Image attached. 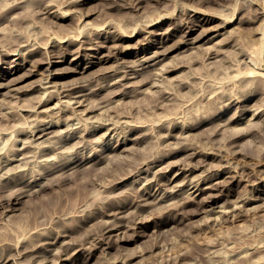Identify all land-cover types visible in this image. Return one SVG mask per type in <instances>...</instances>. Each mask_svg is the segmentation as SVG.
Returning a JSON list of instances; mask_svg holds the SVG:
<instances>
[{"label":"rangeland","instance_id":"obj_1","mask_svg":"<svg viewBox=\"0 0 264 264\" xmlns=\"http://www.w3.org/2000/svg\"><path fill=\"white\" fill-rule=\"evenodd\" d=\"M15 1L0 0V49L9 54L17 50L15 55H0V259L4 258L0 264H264V0H130V4L82 0L71 5H66L68 0H54L59 6L49 8L45 6L52 0ZM44 7L51 14L41 15ZM163 13L165 17L150 23ZM227 17L230 25L219 29ZM208 27L216 30L193 43ZM77 28L85 32L76 36ZM68 29L74 30L73 38H80L59 43L63 35H73ZM179 43V50L153 66L157 69L139 71L137 79L129 72V79L111 85L130 69L126 66L140 70L141 58ZM244 68L247 72L253 68L257 76L262 73L255 78L261 85L254 84ZM138 80L147 82L141 85ZM40 84L55 92L42 106H38L43 97ZM72 94L80 96L81 105L74 103ZM33 109L35 113L28 111ZM58 116L60 124L44 139L35 137L34 144L21 150L27 139L25 133L19 134L21 125L25 129L32 122H54ZM41 140L46 141L38 148ZM67 175L73 177L61 179ZM208 184L202 194L196 190ZM22 187L37 191L23 196ZM82 211L92 216L82 219ZM117 225L121 226L117 232H106ZM32 229L43 233L38 240ZM99 237L101 242L96 241Z\"/></svg>","mask_w":264,"mask_h":264},{"label":"bare ground","instance_id":"obj_2","mask_svg":"<svg viewBox=\"0 0 264 264\" xmlns=\"http://www.w3.org/2000/svg\"><path fill=\"white\" fill-rule=\"evenodd\" d=\"M3 1H5V0H3ZM6 1H9V0H6ZM14 1H15V0H14ZM21 1H22V0H21ZM21 1H20V2H21ZM23 1H24V0H23ZM49 1L51 2V0H49ZM57 1H58V0H57ZM64 1H66V0H64ZM64 1H60V0H59V2H64ZM80 1H82V0H68V2H67L66 5H71V4L75 3V2H77V4H78V3H80ZM97 1H98V0H97ZM109 1H111V0H109ZM112 1H114V3H115V0H112ZM139 1H140V0H139ZM10 2H11V1H10ZM10 2H9V3H10ZM15 2H17V1H15ZM46 2H47V1H46ZM50 2H49V3H50ZM52 2H53V4H51ZM52 2H51L50 4H46L45 7L52 6V5H54V3L56 4V1L52 0ZM59 2H58V3H59ZM85 2H86V1H85ZM116 2H119V1H116ZM121 2H122V1H121ZM124 2L127 3V1H125V0H124ZM128 2H129L128 4H130V0H129ZM135 2L137 3V0H136ZM9 3H7V4L9 5ZM12 3H14V2H12ZM18 3H19V2H18ZM40 3H41V2H40ZM136 3H135V6H134V7H136V5H137ZM14 4H15V3H14ZM60 4H61V3H60ZM80 4H81V3H80ZM112 4H113V3H112ZM122 4H123V3H122ZM38 5H40V4H38ZM63 5H64V3H63ZM75 5H76V4H75ZM113 5H114V4H113ZM113 5H112V6H113ZM119 5H121V3H120ZM138 5H139V4H138ZM156 5H158V4H156ZM9 6H10V5H9ZM19 6H20V5H19ZM21 6H22V5H21ZM43 6H44V4H43ZM54 6L57 7V6H59V5H54ZM117 6H118V5H117ZM126 6H127V4H126ZM143 6H144V5H143ZM45 7H44L43 9L41 8L42 11L45 10ZM68 7H69V6H68ZM128 7L130 8V5L127 6V8H128ZM139 7H141V6H139ZM146 7H147V6H146ZM153 7H156V6H153ZM158 7H159V6H158ZM21 8H22V7H21ZM34 8H35V7H34ZM48 8H49V7H48ZM58 8H59V7H58ZM58 8H57V9H58ZM121 8H122V7H121ZM131 8H132V7H131ZM159 8H160V7H159ZM46 9H47V8H46ZM54 9H55V8H54ZM65 9H66V8H65ZM73 9H74V8H72V10H73ZM105 9H106V8H105ZM125 9H126V8H125ZM137 9H138V7H136V10H137ZM139 9H140V8H139ZM155 9H156V8H155ZM55 10H56V9H55ZM72 10H69V11H72ZM181 10H182V9H181ZM67 11H68V10H67ZM69 11H68V12H69ZM74 11H75V10H74ZM128 11H129V10H128ZM195 11H196V10H195ZM40 12H41V10H40ZM48 12L50 13V12H52V10L49 11V9H48L47 11H43V12H41V15H42L43 13H47V14H48ZM63 12H64V10H63ZM68 12H66V14H67ZM76 12H77V11H76ZM107 12H108V11H107ZM140 12H141V11H140ZM158 12L160 13L161 11H158ZM193 12H194V11H193ZM69 13H71V12H69ZM78 13H79V12H78ZM80 13H81V12H80ZM164 13H165V12H164ZM164 13H163V14H164ZM179 13H182V12H180V10H179ZM179 13H178V14H179ZM256 13H257V12H256ZM37 14H38V13H37ZM47 14H46V15H47ZM50 14H51V13H50ZM66 14H65V15H66ZM82 14H83V13H82ZM178 14H177V15H178ZM182 14H184V13H182ZM191 14L193 15V13H191ZM32 15H33V14H32ZM48 15H49V14H48ZM63 15H64V13H63ZM63 15H61V16H63ZM71 15H72V14H71ZM71 15H69V16H71ZM179 15H180V14H179ZM179 15H178V16H179ZM185 15H186V14H185ZM192 15H191V16H192ZM165 16H166L165 14L162 15V16H159V15H158L157 18H156V20H155V19H154V20H150V23H152V25H153L155 21H158L159 19H161L162 17H165ZM228 16H229V14H228ZM232 16H233V15H232ZM232 16H231V18H232ZM253 16H254V15H253ZM255 16H256V15H255ZM44 17H45V16H43V18H44ZM46 17H47V16H46ZM85 17H86V16H85ZM168 17H169V16H168ZM168 17H167V18H168ZM179 17H180V16H179ZM37 18H38V17H37ZM56 18H57V17H56ZM170 18H171V17H170ZM182 18H183V17H182ZM188 18H189V17H188ZM227 18H228V17H227ZM227 18H226V19H227ZM229 18H230V17H229ZM229 18H228V19H229ZM231 18H230V19H231ZM38 19H39V18H38ZM41 19H42V18H41ZM71 19H72V18H71ZM175 19H176V18H175ZM230 19L227 20V21L224 19V21H226V22H224L222 25L220 24L221 27H220V25H219V27H220L219 29H224L225 27H227V25H230V23H231V20H230ZM240 19H241V18H240ZM255 19H256V18H255ZM36 20H37V19H36ZM56 20H57V19H56ZM181 20L184 21L183 19H181ZM199 20H200V19H199ZM206 20H207V19H206ZM238 20H239V19H238ZM48 21H49V20H48ZM52 21H53V20H52ZM106 21H108V20H105V22H106ZM153 21H154V22H153ZM176 21H177V19H176ZM176 21H175V22H176ZM192 21H193V20H192ZM208 21H209V20H208ZM242 21H243V20H242ZM242 21H241V22H242ZM246 21H247V20H246ZM252 21H255V20H252ZM14 22H15V21H14ZM35 22L37 23V21H35ZM40 22H41V21H40ZM44 22H45V21H44ZM69 22H71V21H69ZM69 22H67V24H68ZM109 22L111 23V21H109ZM190 22H191V21H190ZM201 22H202V21H201ZM204 22H206V21H204ZM239 22H240V21H239ZM53 23H54V22H53ZM53 23H52V25H53ZM60 23H61V22H60ZM159 23L163 24V22H161V21H160ZM183 23H184V22H183ZM187 23H188V22H187ZM42 24H43V23H42ZM57 24H58V23H57ZM64 24H65V23H64ZM108 24H109V23H108ZM108 24H107V25H108ZM113 24H114V23H113ZM147 24L151 26V24H149V23H147ZM147 24H146V25H147ZM171 24H172V23H171ZM37 25H38V24H37ZM50 25H51V23H50ZM50 25H49V27H50ZM59 25H60V24H59ZM62 25H63V24H62ZM85 25H86V24H85ZM109 25H110V24H109ZM148 25H147V27H149ZM176 25H177V23H176ZM181 25H182V24H181ZM38 26H39V25H38ZM40 26H41V24H40ZM40 26H39V27H40ZM55 26H56V24H55ZM60 26H61V25H60ZM60 26H59V27H60ZM63 26H64V25H63ZM66 26H67V25H66ZM177 26H178V25H177ZM186 26H187V25H186ZM188 26H189V25H188ZM192 26H194V25H192ZM67 27H68V26H67ZM69 27H71V25H69ZM72 27H73V26H72ZM82 27H83V26H82ZM107 27H108V26H107ZM114 27H115V26H114ZM158 27H159V26H158ZM189 27H190V26H189ZM203 27H204V26H203ZM50 28H52V27H50ZM61 28H62V27H61ZM64 28H66V27H64ZM78 28H79V27H78ZM78 28H77V29H78ZM172 28H173V26H172ZM174 28H175V27H174ZM213 28L215 29V27H213ZM213 28H212V30H213ZM53 29H54V28H53ZM53 29H52V30H53ZM56 29H57V27H56ZM58 29H59V28H58ZM58 29H57V31H58ZM62 29H63V28H62ZM73 29H74V28H73ZM73 29H72V30H73ZM93 29H94V28H93ZM93 29L91 28V30H93ZM98 29H99V28H98ZM113 29H114V28H113ZM115 29H117V28L115 27ZM160 29H161V28H160ZM169 29H170V28H169ZM195 29H196V28H195ZM52 30H51V31H52ZM63 30H64V29H63ZM72 30H71V29H68V32H71V33H72ZM80 30L83 31L82 28H81ZM80 30L78 29L79 32L76 30V31H77V32H76V36H77V34H78V36H80V34H83V33L85 32V30H84V32H82V31H80ZM139 30H140V29H139ZM171 30H172V29H171ZM183 30H184V29H183ZM192 30H193V28H192ZM212 30H211V28L208 27L207 29H204V31H203V28H202V31H203V32H202L201 34H199L200 36L197 35L198 38H196L195 40H193V43H195V42H197V41H201L202 39H204V38L208 35V33L211 32ZM215 30H216V29H215ZM217 30H218V29H217ZM59 31H60V30H59ZM95 31H97V30H95ZM112 31H113V30H112ZM213 31H214V30H213ZM63 32H64V31H63ZM114 32H115V31H114ZM137 32H138V30H137ZM145 32H146V31H145ZM185 32H188V31H185ZM51 33H52V32H51ZM51 33H50V35H51ZM54 33H55V30H54ZM57 33H58V32H57ZM73 33H74V30H73ZM73 33H72V34H73ZM91 33H92V32H91ZM93 33H94V32H93ZM98 33H99V32H98ZM105 33H106V32H105ZM150 33H151V32H149V34H150ZM60 34L62 35V32H60ZM64 34H65V33H64ZM69 34H70V33H67V34L63 35V36L60 37V39H59L60 42H59L58 40H57V42H59V43H63V42H64V43H67V44H68V43L71 42V41H76L77 39H75V38H80V37H76V36H75V38H73V37H74V34H73L72 36H70ZM111 34H112V33H111ZM187 34H188V33H187ZM187 34H186V35H187ZM50 35H49V36H50ZM55 35H57V34L55 33ZM106 35H107V34H106ZM113 35H114V34H113ZM115 35H116V33H115ZM119 35H121V34H119ZM130 35H131V34H130ZM180 35H181V34H180ZM183 35H184V34H183ZM262 35H263V34H262ZM44 36H45V35H44ZM49 36H48V37H49ZM53 36H54V35H51L52 38H53ZM57 36H60V35H57ZM89 36H90V35H89ZM91 36H93V35H91ZM176 36H177V35H176ZM197 36H196V37H197ZM55 37H56V36H55ZM55 37H54V38H55ZM102 37H103V36H102ZM105 37H106V36H105ZM122 37H123V36H122ZM183 37H185V36H183ZM45 38H46V37H45ZM58 38H59V37H58ZM58 38H55V39H58ZM129 38H130V37H129ZM180 38H182V37H180ZM215 38H216V37H215ZM49 39H50V37H49ZM92 39H93V38H92ZM115 39H116V38H115ZM165 39H168V38H165ZM187 39H189V38H187ZM187 39H186V40H187ZM260 39H261V38H260ZM262 39H263V38H262ZM78 40H79V39H78ZM81 40H82V39H81ZM81 40H80V41H81ZM95 40H96V38H95ZM106 40H107V39H106ZM110 40H111V41H114V40H112V39H110ZM147 40H148V39H147ZM88 41H89V38H88ZM99 41H100V40H99ZM107 41H108V40H107ZM149 41H150V40H149ZM160 41H161V40H160ZM178 41H179V40H178ZM181 41H183V39H182ZM190 41H191V40H190ZM260 41L263 42V40H260ZM40 42H42V41H40ZM45 42H46V41H45ZM96 42H98V41H96ZM145 42H146V41H145ZM155 42H156V41H155ZM262 42H261V43H262ZM35 43H37V42H35ZM35 43H34V44H35ZM43 43H44V42H43ZM53 43H54V42H53ZM77 43H78V42H77ZM83 43H84V42H83ZM140 43H141V42H140ZM143 43H144V42H143ZM182 43H184V42H182ZM185 43H186V42H185ZM191 43H192V42H191ZM25 44H28V43H25ZM34 44H33V45H34ZM37 44H38V43H37ZM41 44H42V43H41ZM41 44H40V45L38 44V46H42V45H44V44H42V45H41ZM158 44H159V43H158ZM262 44H263V43H262ZM262 44H261V45H262ZM48 45H49V44H48ZM51 45H52V43H51ZM90 45H91V44H90ZM115 45H116V44H115ZM119 45H120V44H119ZM148 45H149V44H148ZM151 45H152V44H151ZM162 45H163V44H162ZM180 45H181V44L179 43L178 45H175V46H172V47L167 46V47H169V48L166 47L167 49H166L164 52H158V51L156 52V51H155L153 54L151 53L152 55H151L150 57H149V56H148V57L146 56V58H144V57L141 58L142 60H140V64L138 65V66L141 67L140 70H135V69H133V67L126 66V68H130V69L124 70V71H123V74H124V75H123L122 72H121L122 76L119 77V79L116 78V79H118V80L113 79L114 82L111 81V82H112L111 85L117 84V83H119V82L122 81V80L129 79V78H130V75L127 76V74H128L129 72L132 73V74H134V76H133V77L131 76V77L135 79V78H136V75H138V74L140 73L139 71H141V72H144V71H145V72H146V71L148 70V68L153 67L157 62L162 61L163 59H165V57L167 56L168 53H170V52L173 51V50H179V49H180ZM182 45H183V44H182ZM190 45H191V44H190ZM23 46H25V45H23ZM29 46H31V45H29ZM59 46H60V45H59ZM59 46H58V47H59ZM66 46H67V45H66ZM79 46H80V45H79ZM79 46H78V47H79ZM20 47H21V46H20ZM32 47H33V46H32ZM43 47H44V46H43ZM43 47H42V48H43ZM47 47H48V46H47ZM193 47H194V46H193ZM193 47H190V48H193ZM6 48H7V47H6ZM22 48H23V47H22ZM25 48H26V47H25ZM35 48H36V47H35ZM45 48H46V47H45ZM82 48H83V47H82ZM144 48H145V47H144ZM150 48H151V47H150ZM8 49H9V48H8ZM20 49H21V48H20ZM13 50H15V48H14ZM25 50H26V49H25ZM30 50H31V49H30ZM39 50H40V48H39ZM42 50H43V49H42ZM45 50H46V49H45ZM52 50H53V49H52ZM136 50H137V49H136ZM37 51H38V50H37ZM65 51H66V50H65ZM161 51H162V50H161ZM249 51H250V50H249ZM16 52H17V50H16ZM16 52H15V53H16ZM24 52H26V51H24ZM46 52H47V50H46ZM62 52H63V51H62ZM76 52H77V51H76ZM98 52H99V51H98ZM15 53L13 52V54H12V53L9 54L6 50H4V49H0V55H2V56H3V55H15ZM21 53H22V52H21ZM29 53H30V52H29ZM72 53H73V52H72ZM78 53H79V52H78ZM22 54H23V53H22ZM22 54H21V55H22ZM47 54H48V53H47ZM67 54H68V53H67ZM79 54H80V53H79ZM18 55H19V54H18ZM60 55H61V54H60ZM135 55H136V54H135ZM209 55H211V54H209ZM46 56L48 57V55H46ZM51 56H52V55H51ZM21 57H23V56H21ZM41 57H42V56H41ZM98 57H99V56H98ZM30 58H31V57H30ZM160 58H162V59H160ZM206 58H207V57H206ZM17 59H18V58H17ZM25 59H26V58H25ZM36 59H39V58H36ZM47 59H48V58H47ZM58 59H59V58H58ZM34 60H35V59H34ZM49 60H50V59H49ZM52 60H53V59H52ZM52 60H51V61H52ZM251 60H252V59H251ZM40 61H41V60H40ZM42 61H43V60H42ZM42 61H41V62H42ZM53 61H54V60H53ZM154 61H155V62H154ZM243 61H244V60H243ZM257 61H259V60H257ZM34 62L36 63V61H34ZM38 62H39V61H38ZM43 62H45V61H43ZM151 62H154V63H151ZM254 62H255V61H254ZM254 62H253V63H254ZM259 62H260V61H259ZM6 63H7V62H6ZM15 63H16V62H15ZM45 63H46V62H45ZM48 63H49V62H48ZM138 63H139V62H138ZM13 64H14V62H13ZM18 64H19V63H18ZM92 64H93V62H92ZM158 64H159V63H158ZM256 64H258V63L255 62V65H256ZM11 65H12V64H11ZM171 65H172V64H171ZM249 65H250V64H249ZM258 65H259V64H258ZM262 65H263V64H262ZM7 66H8V65H7ZM33 66H34V65H33ZM35 66H36V65H35ZM166 66H167V65H166ZM168 66H170V65H168ZM168 66H167V68L169 69ZM244 66H245V65H244ZM260 66H261V64H260ZM9 67H10V65H9ZM155 67H156V66H155ZM155 67H153V68H154V69H157V67H156V68H155ZM162 67H164V66H162ZM171 67H175V66L172 65ZM239 67H241V66H239ZM246 67H247V65H246ZM257 67H258V66H257ZM165 68H166V67H164V71L167 70V68H166V69H165ZM176 68H177V67H175V69H176ZM178 68H180V66H179ZM241 68H242V67H241ZM241 68H239V69H241ZM258 68H261V67H258ZM7 69H8V68H7ZM85 69H86V68H85ZM146 69H147V70H146ZM159 69H160V67H159ZM173 69H174V68H173ZM17 70H18V69H17ZM34 70H35V69H34ZM49 70H50V69H49ZM55 70H56V69H55ZM55 70H54V71H55ZM162 70H163V69H162ZM170 70H171V69H170ZM244 70H245V68H244ZM247 70H248V69H247ZM252 70H253V68H252L251 70H249L250 72H249V71L247 72L246 70H245L246 72L243 71V70H242V71H238V73H239L238 75H241L242 72H243V73L245 72V74L247 73L246 76L253 77V79H252L251 81H252L254 84H256L257 86L261 85L259 82L256 83V80H257V79L255 80V78L258 77V76H259L260 74H262V73H259V72L257 71V73H259L258 76H257V74H255L256 72H255L254 70H253V71H252ZM256 70H257V69H256ZM2 71H3V70H2ZM56 71H57V70H56ZM81 71H82V70H81ZM121 71H122V70H121ZM149 71H150V70H149ZM153 71H154V70H153ZM57 72H59V71H57ZM60 72H61V71H60ZM64 72H65V71H64ZM235 72H236V71H235ZM240 72H241V73H240ZM254 72H255V73H254ZM49 73H50V72H49ZM51 73H52V71H51ZM53 73H54V72H53ZM53 73H52V74H53ZM77 73H78V72H77ZM151 73H152V72H151ZM165 73H167V72H165ZM243 73H242V75H243ZM140 74H141V73H140ZM148 74H149V73H148ZM8 75H9V74H8ZM26 75H27V74H26ZM43 75H44V74H43ZM238 75H235V76L238 77ZM242 75H241V77H242ZM48 76H49V75H48ZM48 76H47L45 79H49ZM53 76H54V75H53ZM141 76H142V75H141ZM150 76H151V75H150ZM262 76H263V74H262ZM25 77H26V76H25ZM116 77H117V76H116ZM127 77H129V78H127ZM244 77H245V75L243 76V79H244ZM40 78H41V77H40ZM50 78H51V77H50ZM140 78H141L142 80H144V78H142V77H140ZM140 78H139V79H140ZM149 78H150V77H149ZM149 78H147V79H149ZM258 78H259V77H258ZM260 78H261V75H260ZM263 78H264V76H263ZM263 78H262V80H263ZM12 79H13V77H12ZM41 79H42V78H41ZM136 79H137V78H136ZM232 79H233V78H232ZM238 79L240 80V78H238ZM241 79H242V78H241ZM17 80H18V79H17ZM21 80H22V79H21ZM132 80H133V79H132ZM145 80H146V79H145ZM239 80H238V82H239ZM258 80H259V79H258ZM8 81H10V80L8 79ZM12 81H13V80H12ZM46 81H47V80H46ZM130 81H131V80H130ZM138 81H139V83L142 82V81H140V80H138ZM236 81H237V79H236ZM249 81H250V80H249ZM249 81H248V82H249ZM40 82H41V80H40ZM42 82H44V80H43ZM52 82H53V81H52ZM52 82H51V83H52ZM146 82H147V81H145V82L143 81V82L141 83V85H142L143 83H146ZM232 82H233V81H232ZM260 82H261V81H260ZM44 83H45V82H44ZM46 83H49V81H47ZM53 83H55V82H53ZM126 83H127V82H126ZM262 83H263V82H262ZM4 84H6V83H4ZM8 84H9V82L7 83V85H8ZM127 84H128V83H127ZM250 84H252V83H250ZM1 85H2V84H0V87H1ZM27 85H28V84H27ZM40 85H41V84H40ZM52 85H53V84H52ZM54 85H55V84H54ZM54 85H53V86H54ZM76 85H77V84H76ZM106 85H107V84H106ZM109 85H110V83H109ZM123 85H126V84L123 83ZM123 85H121V86H123ZM240 85H242V84H240ZM244 85H245V84H244ZM263 85H264V84H263ZM17 86H18V85H17ZM29 86H30V85H29ZM41 86H42V85H41ZM41 86H40V88L43 90V97H44V96H46V97L43 98L42 96H40V97H42V98L39 100V102H38V106L45 105V104H47L49 101H51V100L54 98L53 94L55 93V92H47L48 88H44L43 86H42V87H41ZM50 86H51V85H50ZM53 86H52V87H53ZM61 86H62V85H61ZM81 86H82V85H81ZM81 86H80V87H81ZM100 86H101V84H100ZM129 86H130V85H129ZM138 86H139V85H138ZM19 87H20V86H19ZM22 87H23V86H22ZM27 87H28V86H27ZM46 87H47V86H46ZM55 87H56V86H55ZM64 87H65V86H64ZM66 87H67V86H66ZM66 87H65V88H66ZM69 87H71V89H72V86H69ZM74 87H75V86H74ZM123 87H124V86H123ZM125 87H126V86H125ZM127 87H128V86H127ZM132 87H134V86L132 85ZM152 87H154V86H152ZM248 87H250V86H248ZM248 87H247V88H248ZM12 88H13V87H12ZM58 88H59V87H58ZM85 88H86V87H85ZM99 88H100V87H99ZM6 89H7V88H6ZM67 89H69V88H67ZM123 89H124V88H123ZM131 89H132V88H131ZM13 90H14V89H13ZM62 90H63V88H62ZM89 90H90V89H89ZM92 90H93V89H92ZM117 90H118V89H117ZM136 90H138V89H136ZM253 90H254V89H253ZM8 91H9V90H8ZM19 91H20V90H19ZM54 91L57 92L58 89H56V90H54ZM65 91H66V90H65ZM68 91H69V90H68ZM77 91H79V90L77 89ZM82 91H83V90H82ZM94 91H96V90H94ZM94 91H93V92H94ZM134 91H135V89H134ZM138 91L140 92V89H139ZM222 91H223V90H222ZM249 91H250V90H249ZM17 92H18V91H17ZM91 92H92V91H91ZM135 92H136V91H135ZM139 92H138V93H139ZM235 92H236V90H235ZM235 92H234V93L232 92V93H233V94H236V93L238 92V90H237L236 93H235ZM243 92H244V91H243ZM253 92H254V91H253ZM18 93H19V92H18ZM24 93H25V92H24ZM64 93H65V92H64ZM88 93H89V92H88ZM136 93H137V92H136ZM162 93H163V92H162ZM255 93H256V92H255ZM62 94H63V93L60 92L59 95H62ZM227 94H228V93H227ZM57 95H58V94H57ZM65 95H66V94H65ZM65 95L63 94V97H64ZM67 95H68V94H67ZM88 95H89V94H88ZM129 95H130V94H129ZM158 95H159V94H158ZM221 95H223V94H221ZM230 95H232V94H230ZM69 96H71V95H69ZM72 96H73V94H72ZM125 96H126V95H125ZM155 96H156V95H155ZM227 96H228V95H227ZM241 96H242V95H241ZM241 96H240V97H241ZM38 97H39V96H38ZM60 97H61V96H60ZM73 97H74V96H73ZM73 97H72L71 99H73ZM81 97H82V96H81ZM156 97H158V96H156ZM74 98H75V100H74L75 102H74V103H77L78 105H79V104L81 105L82 101L80 100V96H76V94H75V97H74ZM161 98H162V97H161ZM38 99H39V98H38ZM71 99H69V100H71ZM85 99H86V98H85ZM231 99H232V98H231ZM238 99H239V98H238ZM242 99H243V98H242ZM59 100H60V99H59V97H58V101H59ZM227 100H228V99H227ZM239 100H240V99H239ZM239 100H238V101H239ZM31 101H32V100H31ZM33 101H34V100H33ZM33 101H32V102H33ZM37 101H38V100H37ZM84 101H85V100H84ZM234 101H235V100H234ZM240 101H241V100H240ZM69 102H72V101H69ZM225 102H227V101H225ZM59 104H61V103L59 102ZM72 104H73V103H71V105H72ZM242 104H243V103H242ZM49 105H50V104H49ZM55 105H56V104H55ZM66 105H67V104H66ZM96 105H97V103H96ZM96 105H95V106H96ZM225 105H226V104H225ZM233 105H234V104H233ZM89 106H90V105H89ZM89 106H88V107H85V108L88 110V109L90 108ZM92 106H93V107H92ZM92 106H91L92 108L95 107L94 104H93ZM104 106H105V105H104ZM30 107H31V106H30ZM68 107H69V106H68ZM101 107H102V106H101ZM234 107H235V106H234ZM10 108H11V107H10ZM28 108H29V107H28ZM35 108H36V107H35ZM44 108H45V107H44ZM50 108H51V107H50ZM65 108H67V107H65ZM72 108H73V107L71 106V109H69V110H72V112H73L74 110H73ZM96 108H97V106H96ZM5 109H6V108H5ZM24 109H25V108H24ZM52 109H53V108H52ZM52 109H51V110H52ZM247 109H249V108H247ZM262 109H263V108H262ZM20 110H23V109H20ZM49 110H50V109H49ZM62 110H63V109H62ZM75 110H76V109H75ZM89 110H91V108H90ZM89 110H88V111H89ZM95 110H96V109H95ZM23 111H24V110H23ZM25 111H26V110H25ZM28 111L31 112V113H32V112L35 113L36 110L33 109L32 111H31V110H28ZM41 111H43V110H41ZM44 111H45V110H44ZM46 111H48V110H46ZM58 111H59V110H58ZM76 111H77V110H76ZM54 112H55V111H54ZM60 112H61V111H60ZM66 112H67V111H66ZM74 112H75V111H74ZM42 113H44V112H42ZM45 113H46V112H45ZM55 113H56V112H55ZM57 113H58V112H57ZM76 113H77V112H76ZM27 114H30V113L27 112ZM73 114H75V113H73ZM86 114H87V113H86ZM1 115H3V114H1ZM1 115H0V116H1ZM9 115H10V114H9ZM32 115H33V114H32ZM35 115L37 116V112H36ZM38 115H39V114H38ZM47 115H49V114H47ZM58 115H59V113H58ZM75 115H76V114H75ZM254 115H255V114H254ZM259 115H260V113H259ZM11 116H12V115H11ZM43 116H44V115H43ZM53 116H54V115H53ZM56 116H57V115H56ZM239 116H240V115H239ZM252 116H253V115H252ZM3 117H5V119H6L5 113H4V116H3ZM8 117H9V116H8ZM77 117H78V116H77ZM236 117H237V116H236ZM241 117H242V116H241ZM260 117H261V115H260ZM0 118H1V117H0ZM41 118H42V117H41ZM41 118H38V119H41ZM51 118H54V117H51ZM61 118H62V117H61ZM61 118H60V119H61ZM254 118H255V117H254ZM3 119H4V118H3ZM10 119H11V118H10ZM42 119H43V118H42ZM48 119H49V117H48ZM48 119L46 118V119H44V120H48ZM58 119H59V116H58V118H57L54 122H53V119L49 120V122H48V121H47V122H41V121L38 120L39 122H35V123L32 122V125H30L29 127L26 126L27 128H25V129H23V127H22V125H21L20 128H22V129H20V130H19L20 132H19V131H18V132H19V134H22V133L24 134V133H25L24 135H25L26 138L28 139V140L26 139L24 142L21 140V141L23 142V143L21 142L22 145L24 144V145H23L24 147L22 146L23 148H22L21 150H24L28 145L30 146V143H31V144H34L33 142L35 141V139H34L35 137H36V139H41V138H43L44 136H46L48 133H50V132L52 131V128H53L54 126H58V125L60 124V123L58 122V121H59ZM72 119H73V118H72ZM78 119H79V118H78ZM249 119H250V118H249ZM8 120H9V119H8ZM25 120H26V119H25ZM27 120H28V119H27ZM32 120H33V119L31 118V121H32ZM34 120H35V119H34ZM36 120H37V119H36ZM84 120H85V122H86V119H85V118H84ZM105 120L107 121V119H105ZM229 120H231V119H229ZM9 121H10V120H9ZM28 121H29V120H28ZM60 121H61V120H60ZM109 121H110V120H109ZM175 121H176V120H175ZM248 121H249V120H248ZM4 122H5V121H4ZM7 122H8V121H7ZM26 122H27V121H26ZM26 122H25V123H26ZM88 122H89V121H88ZM88 122H87V123H88ZM97 122H99V121H97ZM176 122H177V121H176ZM228 122H229V121H228ZM10 123H11V122H10ZM12 123H13V121H12ZM28 123H29V122H28ZM63 123H64V122H63ZM100 123H101V122H99V125H101ZM109 123H111V122H109ZM112 123H113V122H112ZM179 123H180V121H179ZM225 123H226V122H225ZM0 124H1V123H0ZM2 124H3V123H2ZM5 124H6V123H5ZM5 124H4V125H5ZM22 124H23V123H22ZM30 124H31V123H30ZM61 124H62V122H61ZM92 124H93V123H92ZM92 124H91V125H92ZM104 124H105V122H104ZM107 124H108V123H107ZM176 124H177V123H176ZM221 124H222V123H221ZM226 124H227V123H226ZM4 125H2V126H4ZM6 125H8V124H6ZM6 125H5V126H6ZM9 125H11V124H9ZM86 125H88V124H86ZM97 125H98V124H97ZM113 125H114V123H113ZM171 125H172V124H171ZM182 125H183V124H182ZM216 125H217V124H216ZM224 125H225V124H224ZM5 126H4V127H5ZM18 126H20V125H18ZM18 126H17V127H18ZM23 126H25V125L23 124ZM92 126H93V125H92ZM92 126L89 125V127H91V128H92ZM95 126H96V125H95ZM163 126H164V125H163ZM165 126L167 127V125H165ZM174 126H175V125H174ZM222 126H223V125H222ZM17 127H15V128L17 129ZM66 127H68V126H66ZM83 127H84V126H83ZM87 127H88V126H87ZM87 127H86V128H87ZM89 127H88V128H89ZM97 127H98V126H97ZM7 128H9V127L7 126ZM100 128H101V127H100ZM113 128H114V127H113ZM184 128H185V127H184ZM4 129H5V128H4ZM4 129H3V130H4ZM12 129H13V128H12ZM77 129H78V128H77ZM83 129H84V128H83ZM96 129H97L96 127L93 128L92 130L89 129V131L87 132V134H90V133L96 131ZM170 129H171V128H170ZM175 130H176V129H175ZM54 131H56V130L54 129ZM54 131H53V133H54ZM113 131H114V130H113ZM173 131H174V130H173ZM9 132L11 133V131H9ZM13 132H15V130H13ZM13 132H12V135H13ZM16 132H17V131H16ZM18 132H17V133H18ZM56 132H58V131H56ZM78 132H79V131H78ZM81 133H83V131H82ZM8 134H9V133H8ZM52 135H53V134H52ZM54 135H57V133H56V134L54 133ZM82 135H83V134H82ZM82 135H81L80 137H82ZM167 135H168V134H167ZM172 135H173V134H172ZM10 136H11V135H10ZM57 136H58V135H57ZM50 137H52V136H50ZM165 137H166V136H165ZM59 138H60V137H59ZM85 138H86V137H85ZM167 138H168V137H167ZM43 139H44V138H43ZM46 139H47V138H46ZM52 139H53V138H52ZM56 140H58V138H57ZM61 140H62V139H61ZM80 140L83 141L84 138L82 137ZM45 141H46V140H43V141L41 140V141H40V144H39V146H38V148H39L40 145H42V143H44ZM49 141H51V140H49ZM36 142H38V141L36 140ZM51 142H52V141H51ZM51 142H49V143L51 144ZM53 142H55V140H54ZM47 143H48V142H47ZM56 143H57V142H56ZM80 143H81V142H80ZM121 143H122V142H121ZM125 143H126V142H125ZM36 144H37V143H36ZM50 144H47V145L49 146ZM82 144H83V143H82ZM44 145H45V144H44ZM47 145H46V146H47ZM58 145H59V144H58ZM31 146H33V145H31ZM51 146H52V145H51ZM54 146H55V145H54ZM190 146H191V145H190ZM41 147H42V146H41ZM56 147H57V145H56ZM188 147H189V146H188ZM34 148H36V147H34ZM43 148H44V147H43ZM53 148H54V147H53ZM179 148H180V147H179ZM177 149H178V148H177ZM181 149H182V148H181ZM18 150H19V149H18ZM21 150H19V152L17 151V154L20 153ZM25 150H26V149H25ZM36 150H37V149H36ZM36 150H35V151H36ZM31 151H32V149L30 150V152H31ZM37 151H38V150H37ZM37 151H36V152H37ZM41 151H42V150H41ZM33 152H34V151H33ZM33 152H32V153H33ZM39 152H40V151H39ZM34 153H35V152H34ZM192 153H193V152H192ZM232 153H233V151H232ZM0 154L3 155L2 153H0ZM27 154H28V153H27ZM27 154H26V157H27ZM29 154H31V153H29ZM36 154H37V153H36ZM15 155H16V153H15ZM18 155H19V154H18ZM21 155H22V154H21ZM31 155H32V154H31ZM37 155H38V154H37ZM190 155H191V153H190ZM5 156H6V155H5ZM23 156H24V155H23ZM28 156H29V155H28ZM188 156H189V155H188ZM17 157H18V156H17ZM30 157H31V156H30ZM100 157H101V155H100ZM100 157H99V158H100ZM111 157H112V156H111ZM189 157H190V156H189ZM5 158H7V157H5ZM22 158H23V157H22ZM101 158H102V157H101ZM104 158H105V157H104ZM109 158H110V156H109ZM0 159H1V158H0ZM29 159H30V158H29ZM32 159H33V158H32ZM4 160H5V159H4ZM7 160H8V159H7ZM13 160L15 161V159H13ZM16 160H17V159H16ZM20 160H22V159H19L18 162H19ZM90 160H91V159H90ZM11 161H12V159H11ZM14 161H13V162H14ZM24 161H25V159H24ZM24 161H23V162H24ZM87 161H89V160H87ZM3 162H4V161H3ZM21 162H22V161H21ZM31 162H32V161H31ZM34 162H37V161H34ZM90 162H93V161L91 160ZM98 162H101V160H100V161H99V160H98V161L96 160V162H93V163L96 164V163H98ZM19 163H20V162H19ZM27 163H28V162H27ZM37 163H39V162H37ZM84 163H85V162H84ZM180 163H181V162H179V164H180ZM6 164H7V163H6ZM23 164L25 165V163H23ZM30 164H31V163H30ZM40 164H41V163H40ZM42 164H43V163H42ZM87 164H88V163H87ZM89 164H90V163H89ZM89 164H88V165H89ZM183 165H184V164H183ZM186 165H187V163H186ZM83 166H84V165H83ZM90 166H91V165H90ZM90 166H89V167H90ZM173 166H174V165H173ZM228 166H229V164H228ZM15 167H16V166H15ZM19 167H20V166H19ZM71 167H72V166H71ZM87 167H88V166H87ZM89 167H88V168H89ZM91 167H92V166H91ZM184 167H185V166H184ZM184 167H183V168H184ZM188 167H189V166H188ZM229 167H230V166H229ZM45 168H47V167H45ZM52 168H53V167H52ZM81 168H82V167H81ZM81 168H80V169H81ZM93 168H94V167H93ZM171 168H172V167H171ZM67 169H68V168H67ZM78 169H79V168H78ZM78 169H76V170L78 171ZM83 169H84V167H83ZM83 169H82V170H83ZM94 169H95V168H94ZM181 169H182V168H181ZM185 169H186V168H184V170H185ZM21 170H22V169H21ZM58 170H59V169H58ZM58 170H57V171H58ZM62 170H63V169H62ZM62 170H60V171H62ZM64 170H65V169H64ZM69 170H71V169H69ZM74 170H75V169H74ZM84 170H85V169H84ZM169 170H170V169H169ZM218 170H219V169H218ZM11 171H14V169H13V170L11 169ZM18 171H20V170H18ZM66 171H67V170H66ZM96 171H97V170H96ZM98 171H99V170H98ZM233 171H234V170H233ZM62 172H64V171H62ZM71 172H72V171H69V173H71ZM75 172H76V171H75ZM23 173H24V172H23ZM43 173H44V172H43ZM49 173H52V172L49 171ZM67 173H68V171H67ZM67 173H66V174H67ZM77 173H78V172H77ZM77 173H76V174H77ZM98 173H99V172H98ZM12 174H13V173H12ZM12 174H11V175H12ZM71 174H72V173H71ZM71 174H69V175H71ZM73 174H75V173L73 172ZM73 174H72V175H73ZM95 174H96V173H95ZM16 175H18V173H17ZM41 175H42V174H41ZM50 175H51V174H50ZM54 175H55V174H54ZM57 175H58V174H57ZM64 175H65V174H64ZM90 175H93V176H94V179L96 178L95 175H94V173H92V174L90 173ZM12 176H14V175H12ZM12 176L9 177V178H12ZM51 176H52V175H51ZM212 176H213V175H212ZM0 177H1V175H0ZM47 177H48V176H47ZM60 177H61V176H60ZM70 177H71V176L68 177V175H67V176H62L61 179L65 178V179L68 180V179H70ZM72 177H73V176H72ZM72 177H71V178H72ZM77 177H78V176H77ZM217 177H218V176H217ZM217 177H214L213 179H216ZM13 178H14V177H13ZM15 178H16V177H15ZM45 178H46V177H45ZM51 178H52V177H51ZM88 178L90 179V176H89ZM88 178H87L86 181L89 180ZM92 178H93V177H92ZM258 178H259V177H258ZM2 179H3V177H2ZM48 179H49V177H48ZM53 179H54V178H53ZM94 179H93V180H94ZM205 179H206V178H205ZM50 180H51V179H50ZM72 180H73V179H72ZM72 180H71V181H72ZM80 180L84 181V184H85V179H80ZM80 180H77V181L79 182ZM90 180H91V179H90ZM90 180H89V181H90ZM93 180H91V181H93ZM262 180H264V179H262ZM12 181H13V179H12ZM14 181H15V183H18V182L20 181V179L18 178L17 180H14ZM21 181H22V180H21ZM23 181H24V180H23ZM23 181H22V182H23ZM42 181H45V180H42ZM56 181H57V179H56ZM195 181H196V180H195ZM199 181H200V180H199ZM2 182H3V180H2ZM57 182H58V181H57ZM75 182H76V181H75ZM75 182H74L73 184H75ZM257 182H258V181H257ZM8 183H9V182H8ZM70 183H71V182H70ZM89 183L92 184V182H89ZM1 184H2V183H1ZM20 184H21V183H20ZM59 184H60V183H59ZM78 184H79V183H78ZM78 184H77V186H81L82 183H80V185H78ZM84 184H83V185H84ZM148 184H149V183H148ZM205 184H206V183H205ZM26 185H27V184H26ZM208 185H209V184H208ZM211 185H212V184H211ZM36 186L39 187V184L36 185ZM17 187H18V186H17ZM17 187H16V188H17ZM34 187H35V185H34ZM34 187H30V188H23V187H22V188L24 189V190L22 189V191H21V192L23 193V196H25V193H28L27 195H29L30 193H32V194L35 193L38 189L35 187V188L37 189V190H35ZM43 187H44V185H43ZM53 187H54V186H53ZM55 187H56V186H55ZM85 187H86V185H85ZM100 187H103V186H100ZM144 187H145V186H144ZM199 187H200V186H199ZM12 188H13V187H12ZM19 188H20V187H19ZM40 188H41V186H40ZM60 188H61V186H60ZM74 188H75V185H74ZM77 188H78V187H77ZM77 188H76V189H77ZM145 188H146V187H145ZM209 188H210V185H209V187L206 186L205 188H202V189H201V187H200V188L197 187L196 190L199 191L200 194H202L205 190H207V189H209ZM0 189H1V188H0ZM17 189H18V188H17ZM20 189H21V188H20ZM147 189H148V188H147ZM11 190H12V189H11ZM11 190H10V194H9V196H10L11 194L14 195V193H13L14 191H11ZM40 190H41V189H40ZM41 191H42V190H41ZM41 191H40V192H41ZM7 193H8V192H7ZM41 193H42V192H41ZM129 193H131V192H129ZM139 193H140V192H139ZM207 193H208V192H207ZM39 194H40V193H39ZM174 194H175V193H174ZM5 195H6V194H5ZM12 195H11V197H12ZM27 195H26V196H27ZM35 195H36V194H35ZM136 195H137V194H136ZM19 196H20V195H19ZM105 196H106V195H105ZM108 196H109V195H108ZM6 197H7V195H6ZM15 197H16V196H15ZM28 197H29V196H28ZM113 197H114V196H113ZM142 197H143V196H142ZM142 197H141V198H142ZM162 197L165 198V196H162ZM213 197H214V196H213ZM4 198H5V197H4ZM29 198H30V197H29ZM106 198H107V197H106ZM135 198H138V196L135 197ZM135 198H134V199H135ZM139 198H140V197H139ZM182 198H183V197H182ZM209 198H210V197H209ZM7 199L9 200V198H7ZM13 199H14V198H13ZM19 199H20V198H19ZM19 199H18V200H19ZM38 199H39V198H38ZM184 199H185V198H184ZM5 200H6V199H5ZM101 200H103V199H101ZM132 201H133V200H132ZM134 201H136V200H134ZM137 201H138V200H137ZM188 201H189V200H188ZM204 201H205V200H204ZM208 201H209V200H208ZM7 202H8V201H7ZM117 202H118V201H117ZM8 203H9V202H8ZM99 203H101V202H99ZM172 203H173V202H172ZM176 203H177V202H176ZM176 203H175V205H176ZM41 204H42V203H41ZM41 204H40V205H41ZM170 204H171V203H170ZM135 205H136V204H135ZM141 205H142V204H141ZM143 205H144V204H143ZM173 205H174V204H173ZM177 205H179V204H177ZM95 206H96V205H95ZM116 206H117V205H116ZM169 206H170V205H169ZM169 206H168V207H169ZM85 207L87 208V206H85ZM92 207H93V206H92ZM98 207H99V206H98ZM170 207H171V209H173L172 206H170ZM173 207H174V206H173ZM175 207H176V206H175ZM9 208H10V207H9ZM93 208H94V207H93ZM163 208H164V207H163ZM3 209H4V208H3ZM6 209H7V207H6ZM77 209L79 210V208H77ZM81 209H82V208H80V210H81ZM83 209H84V208H83ZM95 209H96V208H95ZM95 209H94V212H95ZM99 209H100V208H99ZM166 209H167V208H166ZM4 210H5V209H4ZM71 210H72V209H71ZM88 210H89V209H88ZM91 210H93V209H91ZM91 210H90V211H91ZM101 210H102V209H101ZM173 210H174V209H173ZM176 210H177V209H176ZM86 211H87V209H86ZM90 211H89V212H90ZM224 211H227V212H228V210H224ZM74 212H75V211H74ZM98 212H99V211H98ZM111 212H112V211H111ZM227 212H226V214H228ZM13 213H14V211H13ZM64 213H65V212H64ZM64 213H63L62 215H65ZM72 213H73V212H72ZM76 213H77V212H76ZM81 213H83V211H82ZM84 213H85V211H84ZM84 213H83V214H84ZM107 213H108V212H107ZM176 213H179V212H176ZM230 213H231V212H230ZM5 214H7V213H5ZM68 214H71V213H68ZM77 214H78V213H77ZM77 214H76V215H77ZM88 214H89V213H88ZM98 214H99V213H98ZM110 214H111V213H110ZM110 214H108V215H110ZM224 214H225V213H224ZM237 214H238V213H237ZM9 215H10V214H9ZM62 215H61V217H62ZM79 215H80V214H79ZM94 215H95V214H94ZM100 215H101V214H100ZM103 215H104V214H103ZM222 215H223V214H222ZM231 215H232V214H231ZM233 215H234V214H233ZM73 216H74V214H73ZM80 216L82 217V215H80ZM91 216H92L91 214L88 215V216H86V214H84L82 219H84V218L86 219V218L91 217ZM95 216H96V215H95ZM6 217H7V216H6ZM6 217L4 216L5 220L7 219ZM52 217H53V216H52ZM54 217H55V215H54ZM75 217H76V216H75ZM168 217H169V216H168ZM65 218H66V217H65ZM94 218H95V217H94ZM60 219H61V218H60ZM71 219H72V218H71ZM99 219H100V218H99ZM226 219H227V218H226ZM96 220H97V219H96ZM101 220H102V219H101ZM101 220H99V221H101ZM92 221H93V220H92ZM60 222H61V221H60ZM102 222H104V220H103ZM106 222L108 223V221H106ZM111 222H113V221H111ZM95 223H96V222H95ZM112 224H113V223H112ZM117 224H118V223H117ZM122 224H123V223H122ZM106 225H107V224H106ZM106 225H105V226H106ZM114 225H115V224H114ZM103 226H104V225H103ZM117 226H118V225H117ZM46 227H47V226H46ZM48 227H50V226H48ZM112 227H113V226H112ZM119 227H121V226H118V227H115V228H110V229L106 230V232H112L113 230L116 231V230H118ZM124 227H125V225H124ZM127 227H128V226H127ZM50 228H51V227H50ZM103 228H104V227H103ZM122 228H123V227H122ZM129 228H130V227H129ZM132 229H133V228H132ZM32 230H33V229H32ZM101 231H102V229H101ZM30 232H31V231H30ZM106 232H103V231H102V233H106ZM116 232H117V231H116ZM26 233H27V232H26ZM32 233H33V234H34V233L36 234L35 237H34V239L37 238V240H38V237H39L40 235L43 234V233H40L39 230H33ZM102 233H101V234H102ZM28 234H29V232H28ZM30 234H31V233H30ZM45 234H46V233H45ZM92 234H93V233H92ZM92 234H91V235H92ZM94 234H95V233H94ZM94 234H93V236H94ZM96 234H97V233H96ZM101 234H99V235H101ZM23 235H24V234H23ZM59 235H60V233H59ZM62 235H63V234H62ZM20 236H21V235H20ZM89 236H90V235H89ZM90 237H91V236H90ZM95 237H96V236H95ZM111 237H112V236H111ZM109 238H110V237H109ZM118 238H119V237H118ZM123 238H124V237H123ZM30 239H31V238H30ZM90 239H91V238H90ZM97 239H98V240H96V241H98V242H99V241H100V242L102 241V239H101L100 237L97 238ZM119 239H120V238H119ZM121 239H122V238H121ZM130 239H131V238H130ZM116 240H117V239H116ZM3 241H4V239H3ZM17 241H18V242L21 241L20 238H19ZM17 241H16V243H18ZM26 241H27V240H26ZM89 241H90V240H89ZM91 241H92V240H91ZM93 241H94V238H93ZM6 242H7V240H6ZM6 242H5V243H6ZM22 242H23V240H22ZM24 242H25V241H24ZM35 242H36V241H35ZM61 242H62V241H61ZM61 242H60V243H61ZM25 243H26V242H25ZM62 243H63V242H62ZM62 243H61V244H62ZM0 244H2V241L0 242ZM8 244H9V243H8ZM10 244H11V243H10ZM32 244H33V245H36L35 243H32ZM32 244H31V248L34 247ZM64 244H65V243H64ZM64 244H63V246H64ZM66 244H67V242H66ZM71 244H72V242H71ZM71 244H69V245H71ZM12 245H13V244H12ZM18 245H19V244H18ZM20 245H21V244H20ZM29 245H30V244H29ZM38 245H39V244H38ZM59 245H60V244H59ZM74 245H75V244H74ZM87 245H88V244H87ZM87 245H86V248L88 247ZM90 245H92V244H90ZM94 245H95V244H94ZM13 246L15 247V245H13ZM13 246H12V247H13ZM21 246H22V245H21ZM72 246H73V245H72ZM80 246H81V244H80ZM106 246H107V245H106ZM4 247H5V246H4ZM16 247H17V245H16ZM22 247H23V246H22ZM76 247H77V246H76ZM82 247H83V246H82ZM90 247H92V246H90ZM103 247H104V246H103ZM31 248H30V249H31ZM74 249H75V248H74ZM76 249H77V248H76ZM84 249H85V248H84ZM94 249H95V248H94ZM245 249H246V248H245ZM1 250H3V248H1ZM26 250H27V249H26ZM77 250H80L79 247H78ZM77 250H76V251H77ZM81 250H82V249H81ZM91 250H92V249H91ZM241 250H242V249H241ZM243 250H244V249H243ZM256 250H257V249H256ZM32 251H33V249H32ZM59 251H61V250H59ZM66 251H67V247H66ZM87 251H88V250H87ZM239 251H240V250H239ZM253 251H254V250H253ZM20 252H22V251H20ZM244 252H245V250H244ZM3 253H4V252H2V254H3ZM63 253H65V252H63ZM66 253H67V252H66ZM84 253H85V252H84ZM82 254H83V253H82ZM85 254H86V253H85ZM16 255H17V254H16ZM64 255H65V254H64ZM7 256H8V255H7ZM17 256H18V255H17ZM35 256H36V254H35ZM88 256H89V255H88ZM1 257H2V256H1ZM1 257H0V258H1ZM3 257H5V256H3ZM7 258H8V257H7ZM10 258H11V257H9V259H10ZM12 258H13V257H12ZM60 258L63 259V257H60ZM13 259H14V258H13ZM15 259H16V258H15ZM41 259H42V258H41ZM57 259H58V258H57ZM68 259H69V258H68ZM0 260H1V259H0ZM3 260H4V258H3L1 261H3ZM7 260H8V259H7ZM1 261H0V263H1ZM11 261H12V260H11ZM17 261H18V260H17ZM38 261H39V260H38ZM42 261H43V260H42ZM42 261H39V262H42ZM39 262H38V263H39ZM244 262H245V261H244ZM4 263L7 264V263H9V262L7 261V262H4ZM17 263H18V262H17ZM13 264H15V263H13ZM39 264H40V263H39ZM41 264H42V263H41ZM43 264H44V263H43Z\"/></svg>","mask_w":264,"mask_h":264}]
</instances>
